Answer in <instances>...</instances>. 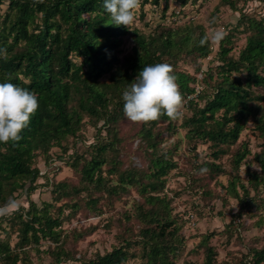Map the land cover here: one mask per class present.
<instances>
[{
    "label": "trees",
    "instance_id": "1",
    "mask_svg": "<svg viewBox=\"0 0 264 264\" xmlns=\"http://www.w3.org/2000/svg\"><path fill=\"white\" fill-rule=\"evenodd\" d=\"M250 1L254 0H220L232 10H236L238 2ZM163 2L165 9L168 0ZM185 2L180 1L181 5ZM103 3L104 0H44L43 3L0 0V48H6L8 53L7 60L0 59V83H13L34 91L39 103L28 127L20 133L22 139L18 143H0V206L10 198L16 199L20 193L28 202L26 209L21 207L12 214L19 223L17 242L11 247L6 239H0V264L25 262V248L31 244L37 248L41 240L57 244L60 241L61 220L51 215L50 204L38 207L28 198L36 189L39 177L38 168L33 167L34 160L39 155H48L53 147L66 153L61 143L76 135L83 116L95 124L101 122L106 128L114 125L124 113L123 92L143 67L175 61L179 54L205 58L210 53V42L199 45L205 32L198 24L157 26L152 34L146 35L114 25ZM146 3L158 5L159 0H141L140 6ZM239 27H243L248 36L236 59L229 56L230 48L226 46L230 43L229 35L219 42V66L210 97L202 101L201 74L199 81L197 75L191 78L182 71L174 72L187 100L186 109L193 108L191 115L182 119L180 127L186 131L185 138L189 142L199 141L214 147L213 158L223 153L221 147L238 141L249 121L264 142V93L255 95L253 92L264 89V18L242 14L234 29ZM126 35L132 36L131 51L119 58L118 47ZM105 76L108 81H100ZM197 86L200 87L198 94L195 93ZM172 121L175 120L164 115L149 123L165 122L170 126ZM142 130V139L156 152V136L148 127ZM94 149L96 154L83 164L80 174L89 185L97 186L103 185L105 180L102 166L106 160L102 153L106 145ZM248 153L246 149L237 151L232 160L233 168L238 169ZM160 157L156 155L152 160L150 181L140 182L141 193L147 190L151 193L145 196V204L157 206L140 212L142 220L149 219L155 224L154 228H142L138 234L140 253L146 264H174L177 252L174 222L168 216L159 218L158 208L162 205L157 193L162 188L160 177L165 175L168 166ZM253 159L264 168V151L254 154ZM71 167L76 169V164ZM207 167L217 173L220 171L211 163H207ZM111 171L114 172L115 167ZM131 173H120L119 188L113 186L111 190H125L126 181L136 183ZM244 175L246 182L240 183V188L245 199L239 198L234 178L228 183L227 191L239 199L242 210L250 212L252 205L258 202L255 210L264 212V171L250 170L247 165ZM59 187L65 185L59 184ZM249 191L254 194L252 198H248ZM95 203L96 200L90 202ZM209 236L202 238L203 244ZM61 245L53 253L54 264L69 261V254ZM128 253L127 248H114L81 264H127ZM249 254L250 261L246 264H264V246L249 248ZM215 257L213 248L206 246L203 264H229L217 263Z\"/></svg>",
    "mask_w": 264,
    "mask_h": 264
},
{
    "label": "rangeland",
    "instance_id": "2",
    "mask_svg": "<svg viewBox=\"0 0 264 264\" xmlns=\"http://www.w3.org/2000/svg\"><path fill=\"white\" fill-rule=\"evenodd\" d=\"M180 1L168 0L165 9L163 0H159L158 5L143 4L135 11L130 30L136 29L148 35L157 26L175 27L189 22L202 26L205 33L220 28L229 35L230 43L226 45L230 48L229 56L236 59L248 36L243 27L234 29L242 14L264 18V0L238 2L236 10L220 0H186L184 5ZM131 37L126 35L121 38L117 51L119 58L130 54ZM209 42L207 57L179 54L175 61L168 63L174 72L182 71L191 78L197 75L199 81L203 77L200 84L203 88L202 101L214 93L219 66V43ZM200 74L202 77H199ZM100 81L107 82L108 77ZM253 92L262 95L264 89ZM185 109L186 106L183 117L172 121L170 126L165 122L156 125L132 122L123 113L114 125L106 128L101 126V122L95 124L83 116L76 135L67 137L61 143L66 147V153L53 147L48 155H39L33 163V167L39 170L36 189L28 198L38 207L43 203L50 204L51 215L61 220L58 229L60 241L57 244L44 239L37 248L33 244L27 246V259L19 264H54L53 253L59 244L70 256L69 261L60 264H81L97 254L119 247L129 250L127 264H146L140 253L138 234L142 228H154L155 224L149 219L142 220L140 212L156 209L157 206L145 204V196L151 193L149 190L141 193L140 182L150 181L152 160L156 155H161L160 158L168 162L165 175L160 177L163 182L157 195L162 205L161 209L160 206L158 208L159 218L168 216L176 229L178 243L174 264H203L206 246L215 251L217 263L246 264L250 261L249 248L264 246V212L255 210L258 202L252 205L250 212L242 210L239 199L227 191V186L234 178L239 198L245 199L240 188V183L246 182L245 167L248 165L250 170L259 171L252 167L257 164L253 156L264 151V142L249 121L238 141L221 147L223 153L213 158L214 147L199 141L189 142L185 138L186 131L180 127L181 121L191 115L193 108ZM145 127L156 136V152H152L147 141L142 139V128ZM98 145H106L102 153L106 160L102 166L105 180L103 185L94 186L82 179L80 169L96 154L94 148ZM242 149L249 153L235 169L233 157ZM207 163L218 166L220 171H211ZM72 164H76V169L71 167ZM113 167L114 172L111 171ZM125 171L132 172L136 183L126 181L125 190L112 191L113 186L119 188V174ZM59 184L65 187L61 188ZM249 194L248 198L254 195L252 191ZM16 199L21 201V207L27 208L24 194L20 193ZM92 200H96L95 205L90 204ZM18 224L12 215L0 217V239H6L11 247L18 240ZM205 236L209 237L203 244Z\"/></svg>",
    "mask_w": 264,
    "mask_h": 264
},
{
    "label": "clouds",
    "instance_id": "3",
    "mask_svg": "<svg viewBox=\"0 0 264 264\" xmlns=\"http://www.w3.org/2000/svg\"><path fill=\"white\" fill-rule=\"evenodd\" d=\"M43 3L44 0H33ZM141 0H104L103 7L110 14L114 25L129 27L134 23L135 11ZM214 23V21L212 22ZM227 33L214 28L199 40L204 46L209 41L221 42ZM6 48H0V59L7 60ZM125 117L136 123L158 121L162 116L176 120L184 115L187 100L182 95L173 67L168 63H157L143 67L122 95ZM39 107L38 96L34 91L13 83H0V143H18L20 133L28 127L31 116ZM254 169L264 171L260 165ZM206 171V169H201ZM21 207V201L10 198L0 206V217L11 216Z\"/></svg>",
    "mask_w": 264,
    "mask_h": 264
},
{
    "label": "built area",
    "instance_id": "4",
    "mask_svg": "<svg viewBox=\"0 0 264 264\" xmlns=\"http://www.w3.org/2000/svg\"><path fill=\"white\" fill-rule=\"evenodd\" d=\"M199 77H200V76H199ZM199 90H200V87L197 86V87L195 88V93L198 94V93H199ZM191 98H192V97H191ZM191 98L189 97V99H191Z\"/></svg>",
    "mask_w": 264,
    "mask_h": 264
}]
</instances>
